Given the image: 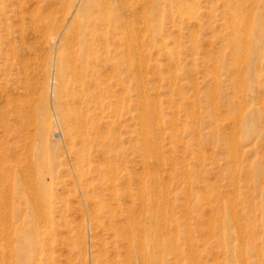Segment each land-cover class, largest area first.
Masks as SVG:
<instances>
[{"label":"rangeland","instance_id":"obj_1","mask_svg":"<svg viewBox=\"0 0 264 264\" xmlns=\"http://www.w3.org/2000/svg\"><path fill=\"white\" fill-rule=\"evenodd\" d=\"M25 236L27 264H264V0H0V264Z\"/></svg>","mask_w":264,"mask_h":264},{"label":"bare ground","instance_id":"obj_2","mask_svg":"<svg viewBox=\"0 0 264 264\" xmlns=\"http://www.w3.org/2000/svg\"><path fill=\"white\" fill-rule=\"evenodd\" d=\"M250 15V14H249ZM249 17H251V16H248V18L247 19H250ZM250 21H251V19H250ZM248 22H249V20H248ZM110 28H111V25L110 24H106V27H105V32L103 33V37H104V40L105 39H107V37L111 34L110 32H109V30H110ZM116 28H113L112 27V31L113 30H115ZM249 29V28H248ZM247 29V31H249ZM262 36V33L261 32H259V38ZM103 42V41H102ZM103 46V45H102ZM137 52V51H136ZM111 63V62H110ZM111 65V64H110ZM112 65H113V63H112ZM67 120V119H66ZM68 125L70 124V122H68L67 123ZM70 126V125H69ZM67 134H68V136H72L73 137V135H74V133H72V130H71V128H70V130H68V132H67ZM20 243L22 244V246H23V248H22V250L23 251H21V264H27V263H29L31 260H33L34 261V258H32V255H31V252L34 250V247L35 246H37V244L39 243L38 242V239H34V240H32V239H30L29 237H27V236H25V237H22L21 238V241H20Z\"/></svg>","mask_w":264,"mask_h":264}]
</instances>
